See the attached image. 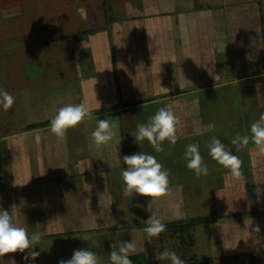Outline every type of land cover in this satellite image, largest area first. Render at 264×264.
<instances>
[{
  "label": "crops",
  "instance_id": "obj_1",
  "mask_svg": "<svg viewBox=\"0 0 264 264\" xmlns=\"http://www.w3.org/2000/svg\"><path fill=\"white\" fill-rule=\"evenodd\" d=\"M23 3L24 0H0V19H18L23 13ZM134 4L131 2L125 7L131 16L156 17L149 19L153 20L151 23L146 18L145 24L139 23L140 18L125 22L123 38L120 29L114 35L113 45L119 47L114 59L116 63L126 64L125 69L114 70L112 83L94 81L87 91L83 85V94L91 97L84 102H96V109L98 102H105L109 96L106 111L97 113L106 105L103 104L101 109H92L93 115L97 119H112L120 133L119 144L114 142L107 148H95L91 143L94 128L85 138L84 152L77 138L67 136L64 141L58 140L48 123L37 126L29 120L22 128L15 127L20 123L15 124L19 119L13 120L21 109L18 102L8 111L0 109L1 113L8 114V123L12 125L10 131L0 136V209L11 213L15 205L13 212L20 225H27L31 232L39 224L45 233L41 244L33 249L40 252L36 260L26 261V250L6 254L0 258V264H10L12 260L16 264H59L61 259H70L64 251L67 243H74L73 251L68 252L73 254L75 249H86L83 243L86 238L91 239L89 244H94L89 246L91 250L109 260L111 249L105 250L108 248L105 245L113 241L112 244L119 246L122 241H131L125 212L117 205L119 202L126 206L129 200L123 197L121 184L112 174L126 167L123 164L125 155L148 153L141 149L149 144L146 140L138 144L133 135L127 140L122 135L118 115L125 108L131 109L133 103L148 99L149 104L163 102L174 110L179 105L181 108L182 105H195L191 102L180 104L188 94L252 82L254 90L250 94L255 95L259 107H264V0H134ZM132 30L147 31L146 38L137 33L142 37L138 41L141 51L132 42ZM126 36L131 39H124ZM182 85L186 91L180 89ZM190 112L186 113V118H181L180 138L189 136V129L197 126L200 120L191 118ZM1 118L6 121L3 115ZM258 118L259 115L253 118L249 126ZM202 122L213 127L209 120L203 118ZM137 124L131 123L132 127ZM225 125L243 128L244 123L238 117L226 120ZM39 128L44 134L37 132ZM246 132L248 130L242 134ZM251 148L250 144V174L244 173L242 182L233 180L228 171H221L224 184L214 191L217 211L213 221V247L217 248L218 240L224 255L258 253L264 264V217L255 212L264 209V195L257 197L255 193L257 187L264 189V157L249 151ZM152 155L165 164L158 153ZM170 173L172 195L155 201L145 197L146 218L151 215L149 205L164 223L176 224L186 216V199L180 179L171 170ZM258 181L262 183L257 185ZM251 211L255 214L249 215ZM192 224V221L185 222L186 227ZM185 225L182 229L175 228L173 234H178L179 239H182ZM257 225L258 233L255 231ZM94 239L97 244L92 241ZM187 241L192 246L193 240L188 238ZM180 243L184 247V242Z\"/></svg>",
  "mask_w": 264,
  "mask_h": 264
},
{
  "label": "rangeland",
  "instance_id": "obj_2",
  "mask_svg": "<svg viewBox=\"0 0 264 264\" xmlns=\"http://www.w3.org/2000/svg\"><path fill=\"white\" fill-rule=\"evenodd\" d=\"M131 2L134 4V0L129 2L125 0H24L23 13L18 19H0V88L15 96V104L16 102L21 104L19 115L13 117V120L19 119L15 121V124L20 122L15 127L19 125L22 128L30 121L36 122L37 126L44 123L50 124L54 109L67 103H83L84 100L91 98L88 93L83 94L84 84L87 91L94 81L101 84L112 83L114 70L117 72L118 69L121 71L125 69L126 64L116 63L114 59L115 51L119 49L113 45L114 35L120 29V37L123 38L125 22L140 18L139 23L145 24L146 18L151 23L153 20L149 19L156 17L153 15H139L137 18L131 16L125 8ZM146 32V30L130 32L132 42L138 45L139 51L142 47L138 41L142 37L137 33H142L143 38H146ZM124 39L129 41L131 37L126 36ZM217 65L221 64L218 62ZM175 82L177 83L178 79ZM214 82L215 80L209 83ZM180 89L186 91L183 85ZM253 90L252 82H242L239 85L227 84L224 87L188 94L180 101V104L191 102L195 105L175 107L174 112L181 118H186V113L191 110V118L200 119L197 126L194 125L189 129V136L180 138L173 147H169L168 142L165 141L162 145L164 151L158 153L161 161L165 163L164 168L170 169L182 183L186 199L184 207L186 216L176 224L165 223L166 231L149 242L146 234L140 231L145 226L143 221L148 219L145 197L139 195L128 197L129 203L126 206L117 202L120 211L125 212L124 217L127 226H130L131 239L137 243L136 254L139 255V261H133V264H169L167 261L161 262L155 259L156 254L165 249L175 251L186 264H263L262 256L258 253L224 255L218 240H216L217 248L213 247L212 238L215 231L213 221L216 220L214 214L217 211L214 191L223 186L224 176L221 171L227 170L211 159L207 145L211 138H218L232 148L233 154L241 158L243 172L250 174L248 149L236 152L230 141L237 132L242 134L243 131L248 130L249 133L250 122L257 115L264 113V107H259L255 95L250 94ZM107 97L104 99L105 102H101V107L103 104L106 105L102 107L103 109L99 108L101 110H98L100 111L97 112L98 115L109 107ZM149 102L151 101L148 99L141 100L137 102L138 104L135 102L136 104H131L133 106L131 109L125 108L120 116L118 115L122 123L124 140L136 132V127L131 125L132 122L147 123L150 116L164 107L163 102L154 104ZM85 104L93 110L96 109L94 108L96 102ZM194 108L196 111L192 110ZM1 115L5 117V122ZM238 117L244 123L243 128L240 125L228 127L225 125L226 120L231 121ZM203 118L212 122L213 127L210 124H204ZM88 124L89 129L87 123H84L75 129H70L66 134L70 139L77 138L80 144L82 143L84 152L86 151L85 138L96 127V120L93 119ZM247 126L248 129L245 128ZM10 128L12 125L8 123V114L0 112V136L10 131ZM210 128L213 130L210 131ZM37 132L44 134L41 128ZM197 142L209 168V174L199 179L187 169L186 162L181 159L186 145ZM141 149L147 150L146 154L156 153L150 144L143 145ZM112 175L118 178V183L122 187L121 172L115 171ZM255 212L264 217V209ZM255 212L251 211L249 215ZM186 221L187 223L192 221L193 224L186 227ZM184 225L186 228L182 239H179V235L173 233L175 228L182 229ZM133 227L137 229L135 233L131 232ZM112 237L116 238V235ZM106 238L110 239V235ZM188 238L193 240L192 246L188 244ZM89 241L91 239L83 240L86 249L91 245L94 246L89 244ZM92 241L97 244L96 239ZM180 241L184 242V247ZM112 242L105 245L108 248L104 249L112 250ZM99 245L103 247L102 243ZM73 246L74 243L71 241L64 249L67 251L68 258L72 256V253L68 252L73 251ZM99 256L103 258V264H110V261L106 260L102 254Z\"/></svg>",
  "mask_w": 264,
  "mask_h": 264
},
{
  "label": "clouds",
  "instance_id": "obj_3",
  "mask_svg": "<svg viewBox=\"0 0 264 264\" xmlns=\"http://www.w3.org/2000/svg\"><path fill=\"white\" fill-rule=\"evenodd\" d=\"M162 90L168 91L165 88H162ZM14 103L15 96L0 88V107L4 111H8ZM98 104L99 109L101 105L99 102ZM53 112L54 114L50 117V131L60 141L66 140V134L70 129H75L93 119L96 120V127L91 132V143L95 148H107L112 143L119 144L121 141L118 139L120 136L118 126L112 122V119H97L93 115L91 107L85 103H67L54 109ZM182 129L181 117L174 112L171 105H166L150 116L147 123H138L136 132L132 135L136 143L140 144L146 140L156 153H162L164 151L162 145L165 141L168 142L169 147L177 144ZM230 144L236 152L248 149L251 144L253 148L249 151H254L256 155L264 157V113H261L259 118L250 125L249 133L241 134L237 132L231 139ZM207 147L211 159L226 169L233 180L241 182L244 180L243 161L238 155L233 154L232 148L216 137L211 138ZM199 148L198 142L190 143L186 145V150L181 157L186 162L187 169L193 172L197 179L209 174L208 165L205 163ZM123 164L126 165L121 171L123 197L128 198L139 195L149 198L150 201H155L172 195L170 169L164 168L154 155L141 151L132 155H125ZM255 183L259 185L262 182ZM86 186L88 189L90 188L89 185ZM255 193L257 197H260L264 194V189L257 187ZM15 208L16 206L13 205V209ZM13 209L11 213L0 209V258L9 253H24L28 250V254L24 256V259L34 261L39 257L40 252L33 249L41 244L45 233L40 230L41 226L39 224L36 225V230L31 232L27 225H20L15 219ZM152 209L148 205V211L151 215L146 221H143L145 226L140 229L146 234V239L149 242L166 231L165 223ZM136 231L135 227L131 229L132 233ZM255 231L257 233L260 231L258 225ZM111 248L112 251L109 254L110 264H133L130 256L137 253V243L134 239H131L130 242L122 241L119 246L113 243ZM155 259L161 262L167 261L169 264H186L185 260L181 259L175 251L168 249L156 254ZM10 264H16L15 260L10 261ZM59 264H103V258L90 248L77 249L74 250L70 259H61Z\"/></svg>",
  "mask_w": 264,
  "mask_h": 264
},
{
  "label": "trees",
  "instance_id": "obj_4",
  "mask_svg": "<svg viewBox=\"0 0 264 264\" xmlns=\"http://www.w3.org/2000/svg\"><path fill=\"white\" fill-rule=\"evenodd\" d=\"M130 259L132 260V261H139V255H132V256H130Z\"/></svg>",
  "mask_w": 264,
  "mask_h": 264
}]
</instances>
